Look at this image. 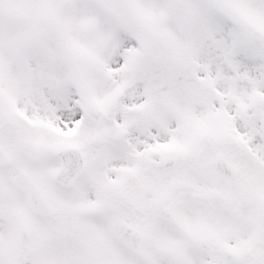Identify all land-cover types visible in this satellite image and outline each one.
Wrapping results in <instances>:
<instances>
[{
  "label": "snow or ice",
  "instance_id": "1",
  "mask_svg": "<svg viewBox=\"0 0 264 264\" xmlns=\"http://www.w3.org/2000/svg\"><path fill=\"white\" fill-rule=\"evenodd\" d=\"M0 264H264V0H0Z\"/></svg>",
  "mask_w": 264,
  "mask_h": 264
}]
</instances>
